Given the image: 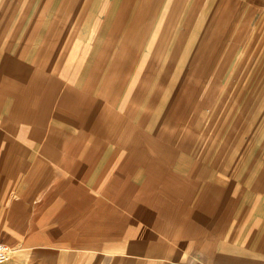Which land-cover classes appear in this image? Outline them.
<instances>
[{
    "label": "crops",
    "instance_id": "crops-1",
    "mask_svg": "<svg viewBox=\"0 0 264 264\" xmlns=\"http://www.w3.org/2000/svg\"><path fill=\"white\" fill-rule=\"evenodd\" d=\"M176 4L0 0V241L30 233L65 264H264V80L200 102L235 54L211 70L216 21L184 54Z\"/></svg>",
    "mask_w": 264,
    "mask_h": 264
},
{
    "label": "rangeland",
    "instance_id": "rangeland-1",
    "mask_svg": "<svg viewBox=\"0 0 264 264\" xmlns=\"http://www.w3.org/2000/svg\"><path fill=\"white\" fill-rule=\"evenodd\" d=\"M176 1L177 4L171 6L170 10H173V15L169 21H173V25L177 23L183 25L184 54L191 47L189 45L191 42L193 43L191 51L192 53L195 52L203 36L207 35L208 25L214 21L220 22L217 24L220 28L215 33L220 38L216 41L218 53L214 59L216 63L211 70L223 67L227 61V57H223L224 55L231 56L235 54V57H229L231 63H227L225 67L230 68L229 70L238 69L235 76H232L224 87L218 86L216 89L213 86V72L201 77L199 86L197 85L198 100L202 102L207 99L208 92L211 90V93L216 92L217 100H222L224 104L229 105L230 102H238L246 90L251 92L252 87H259L254 83L264 80V0ZM199 26L201 30L197 29ZM193 33H199L195 40L193 39ZM191 58L189 57L190 60L184 65V77L179 79L178 89L181 88L186 78L189 64L192 65V62L190 63ZM174 95L170 97H174ZM258 95H260V92L254 96L257 97ZM171 100L170 98L169 101ZM231 111L223 109L217 117H224L226 112L230 115L233 112ZM203 112V116H207V113L210 114L212 111L207 108ZM8 232L9 234L11 232L15 234V230H9ZM21 237L18 238L12 235V239L17 240V242L4 239L11 248L9 259L4 264H65L63 255L49 253V247H31L30 233L26 237L21 233ZM0 239L3 238L0 236ZM33 249L35 250L33 251ZM38 249L39 251H37Z\"/></svg>",
    "mask_w": 264,
    "mask_h": 264
},
{
    "label": "built area",
    "instance_id": "built-area-1",
    "mask_svg": "<svg viewBox=\"0 0 264 264\" xmlns=\"http://www.w3.org/2000/svg\"><path fill=\"white\" fill-rule=\"evenodd\" d=\"M11 248L5 242L0 241V264H4L8 261Z\"/></svg>",
    "mask_w": 264,
    "mask_h": 264
},
{
    "label": "bare ground",
    "instance_id": "bare-ground-1",
    "mask_svg": "<svg viewBox=\"0 0 264 264\" xmlns=\"http://www.w3.org/2000/svg\"><path fill=\"white\" fill-rule=\"evenodd\" d=\"M162 95V94H161ZM133 107V106H132Z\"/></svg>",
    "mask_w": 264,
    "mask_h": 264
}]
</instances>
